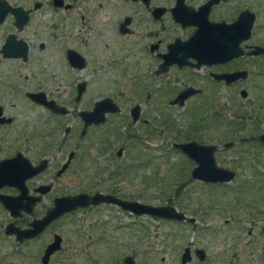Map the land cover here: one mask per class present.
<instances>
[{
	"label": "flooded vegetation",
	"instance_id": "af4514ba",
	"mask_svg": "<svg viewBox=\"0 0 264 264\" xmlns=\"http://www.w3.org/2000/svg\"><path fill=\"white\" fill-rule=\"evenodd\" d=\"M5 1L6 5H0V264H57V257L60 255L66 256V259L59 260V264H152L149 260L139 259L133 245L125 246L114 242L115 229L109 230L103 225L104 231H101L100 236L93 242L98 248H107L102 253H96L98 257L85 258L91 253L73 244L65 246L67 238L60 235L56 227L64 218H74L79 213L94 214L105 209H117L120 213L134 218H152L149 215L138 216L118 205L103 203L66 213L51 222L43 231L40 230V221L53 215L52 211L56 208L58 199L74 198L83 194L92 197L102 193L126 202L150 205L142 200L123 196V192L114 186L105 190L95 183L94 187L91 185V188L80 190L78 179L71 176L85 168L88 154L84 153L88 149L87 139L91 131L105 130L106 126H110L111 131L108 129L104 136L112 134L117 139L124 138L125 143L118 150L111 148L110 152L105 153L103 160L113 163L116 157L119 160L123 158L130 142L137 140L135 146H144L147 136L151 134V128L147 129L151 125V120L148 119L150 117L145 114L143 103L138 102L143 100L144 92L148 89L151 92H147L144 102L153 104V100H161L162 94L163 102L171 106H179L173 105V102L182 92L188 89L200 91L185 101L184 105H190L194 99L205 95L203 88L206 89L207 86H221L226 90L239 88L241 96L243 92L248 96V91L242 87L250 76L249 60L264 58V54L249 55L253 51L250 47L264 48V39L254 42L258 38L257 21L260 13L250 10L246 0H114L110 5L116 13L115 67L126 65L123 69L127 70L123 73H134L130 81L133 89H136L135 92L137 91L135 102L124 118V109L116 94L101 97L105 92L101 86L98 89L100 99L89 100L92 79H74L75 74L90 67L91 62L84 52L90 43L81 41L82 43L75 45L66 36L59 34L58 26H50L49 19H36L37 13L44 11L47 6L58 14L54 22H85V16L78 18L76 15V11L82 6L80 0H63L61 6H57L54 0H50V3L40 0H29V3ZM211 1L217 3L209 8L207 5ZM7 5L13 9L21 8L23 11L16 14L7 10L4 15ZM99 7L102 8L103 3L99 4ZM245 11L253 13L256 20L250 40L240 45L243 55L228 60L229 53L225 46V53H222L218 63L210 61V64L205 63L197 67L199 34H203L204 45H209L211 37L215 34V37L218 34L221 40L226 41L227 27L235 23ZM262 31L264 32V26L261 25V34ZM118 58L120 59L117 60ZM81 65L83 67H79ZM120 69L122 68H119V71ZM172 72L186 76L187 80L178 76L176 78L181 88H174L171 96L164 92L165 90L161 92L158 89L153 94V81L165 78ZM200 72H204V78L199 75ZM237 72H247L248 76L233 84L214 78V75ZM121 77L123 75L118 76L119 80ZM112 83L115 85V82ZM105 101H108L104 112L106 121L87 126L83 114L93 112L98 103ZM114 107L118 108L117 112L113 111ZM136 107H139L137 121L134 120ZM137 125L146 129L145 140L138 134L121 132L122 129L130 132ZM198 129L200 125L195 123L193 130L198 132ZM143 149L145 151L146 148ZM149 163L144 161L139 167L146 168ZM119 164L121 163L115 164L117 168L120 167ZM116 166L111 165L109 168L114 169ZM115 174L112 173L110 178ZM110 178L106 182L110 181ZM178 211L186 216L184 220H162L193 230L195 234L210 229L197 226L198 219L206 214L202 216L195 211ZM81 223L76 224L74 232H77L76 228ZM102 223L103 221L98 219L90 223L89 228L97 229ZM231 223L227 220L225 225L231 226ZM57 235L62 237V248L46 260L47 250L55 243ZM214 240H218V237ZM125 247L130 251L125 257H121L120 252L125 250ZM80 250L83 252V258H77L78 254L74 253ZM187 251L190 258L184 259ZM199 251H204V258ZM242 262L237 258H210L207 248L190 245L183 248L180 258H162L157 264Z\"/></svg>",
	"mask_w": 264,
	"mask_h": 264
},
{
	"label": "rangeland",
	"instance_id": "374dc122",
	"mask_svg": "<svg viewBox=\"0 0 264 264\" xmlns=\"http://www.w3.org/2000/svg\"><path fill=\"white\" fill-rule=\"evenodd\" d=\"M9 1L29 3V0ZM40 1L50 3V0ZM113 2L114 0H80L82 6L76 11V15L78 18L85 16L86 20L77 24L68 21L54 22L58 14L47 6L44 11L37 13L36 19H49L48 24L58 26L59 34L66 36L75 45L82 43L81 41L90 43L84 49L91 62L90 67L75 74L74 79H92L89 100L100 99L98 89L101 86L105 91L101 97L116 94L123 106L125 118L127 110L135 102L137 91L135 92L130 81L134 73L124 74L127 69L123 68L126 65L115 67L116 13L110 5ZM246 2L250 10L260 13L257 21L258 38L254 42L261 41L264 39V32H260L261 25L264 26V0ZM101 3L102 8L99 7ZM119 68L122 69L119 71ZM248 70L249 79L242 87L248 91L246 98L241 96L239 88L226 90L221 86H207L206 89L203 88L205 95L194 99L188 106L179 107L163 102L162 94L161 100H153V104L144 102L147 92H151L148 89L144 92L143 100L138 102L143 103L142 108L147 117H150L148 119L151 120V125L147 128H151L150 136L146 139V129L142 124L133 127L130 132L125 129L121 131L142 136V139H146L144 146H135L137 140H133L121 160L116 157L115 162L108 163L103 160L105 153L110 152L111 148L118 150L125 140L122 137L117 139L112 134L104 136L108 129L111 131L110 126L101 131L93 130L87 139L88 149L84 153L88 154L85 168L71 176L78 179L80 190L91 188V185L94 187L95 183L105 190L114 186L123 192V196H130L150 205H172L183 212L195 211L202 216L206 214L198 219L197 226L210 228L208 231L195 234L193 230L157 217L134 218L117 209H105L94 214L79 213L74 218H64L57 223V231L67 238L65 246L73 244L93 254L85 258L98 257L96 253H102L107 246L98 248L93 241L104 231L103 227H106L109 230L115 229L114 242L125 246L133 245L139 259L149 260L152 264L160 263L162 258L178 259L183 248L190 245L207 248L210 258H237L243 261L242 264H264V144L260 140V136L264 134V58L250 59ZM120 75H123L121 80L118 78ZM199 75L202 78L205 76L204 72ZM177 76L186 78L172 72L165 78L153 81V94L158 89L161 92L165 90L171 96L174 88H181L180 82L176 81ZM91 105L92 101L89 106ZM238 120H243L242 126L230 125L236 124ZM195 123L200 125L198 132L193 130ZM192 141L217 146L218 165L235 171L237 177L234 181L223 185H208L192 179L191 172L196 164L174 148L176 143ZM232 142L235 143L234 146L226 149L225 144ZM143 148H146L145 151ZM144 161L150 162L149 165L146 168L139 167ZM117 163H121L119 168L115 165ZM111 165L116 167L109 168ZM114 172L116 174L110 178ZM109 178L111 180L106 182ZM83 219L84 222L81 223ZM98 219L103 223L97 229H90V223ZM227 220L232 222L231 226L225 225ZM78 223L81 225L74 232ZM216 232L220 233L214 234ZM215 237L218 240L215 241ZM82 250L74 251L78 254L77 258H83ZM129 251L125 247L120 256L125 257ZM65 257L58 256L57 264Z\"/></svg>",
	"mask_w": 264,
	"mask_h": 264
},
{
	"label": "water",
	"instance_id": "95a60500",
	"mask_svg": "<svg viewBox=\"0 0 264 264\" xmlns=\"http://www.w3.org/2000/svg\"><path fill=\"white\" fill-rule=\"evenodd\" d=\"M57 6H61L63 4V0H54ZM216 1H211L207 5L209 8L216 4ZM6 5L7 2L5 0H0V5ZM179 5V4H178ZM8 6V5H7ZM8 11H13L14 13H20L23 11L21 8H11L7 7L4 15H6ZM3 15V17H4ZM255 15L250 11L243 12L238 20L232 25L227 27L228 37L227 40H221L217 36L213 35L211 40L209 41V45H204L203 34H199L197 40V67H201L205 63H218L221 59L222 53H225V46L228 49L227 59L232 60L243 55V50H241L240 45L246 40H250L252 36V30L255 25ZM229 28V29H228ZM217 33V31H216ZM205 47H208L207 49ZM253 49L249 53L250 56H259L264 54V48L262 47H250ZM206 49V51H205ZM208 50V52H207ZM230 50H232L233 54L230 55ZM224 56V55H223ZM225 57V56H224ZM172 63V62H170ZM83 67V65L79 66ZM248 76L247 72H237L233 74H223V75H214V78L218 81H225L227 84H233L239 79H245ZM200 93V91H193L192 89H188L182 92L177 99L173 102V105H179L180 107L184 106L185 101L193 95ZM242 96L244 98L247 97V93L243 92ZM101 102L98 103L93 112L88 114H83V117L86 121V125L90 126L92 124H101L105 122V107L106 103ZM113 111L117 112L118 108L114 107ZM139 111V107L134 109V113L136 117L135 121L139 119L137 116V112ZM261 142L264 144V135L261 136ZM235 143H227L225 145L226 149H229L234 146ZM174 148L181 151L184 155H186L191 161H193L196 166L193 168L191 172L192 179L201 181L206 184H229L234 181L237 177L235 171L222 168L218 165L216 159V153L218 151L217 146H208L202 145L198 142H190V143H176L174 144ZM122 150H120L121 155ZM103 203H111L120 206L124 210H129L135 213L138 216L149 215L152 217H158L164 220H178L182 221L186 218V216L179 212L178 209L174 206H153V205H145L139 202H126L120 200L111 195H104L102 193H98L94 196H89L86 194L76 196L74 198H62L57 200L56 208L52 211L53 215L49 218L43 219L40 221V230L43 231L51 222L60 219L64 214L74 211L78 208H86L90 205H100ZM37 226H39L37 224ZM62 248V237L57 235L55 243H53L47 250L45 259L48 260L50 255L53 253L60 251ZM202 254V258H204V251H199ZM190 258L189 252L187 251L184 255V259Z\"/></svg>",
	"mask_w": 264,
	"mask_h": 264
},
{
	"label": "trees",
	"instance_id": "16d2710c",
	"mask_svg": "<svg viewBox=\"0 0 264 264\" xmlns=\"http://www.w3.org/2000/svg\"><path fill=\"white\" fill-rule=\"evenodd\" d=\"M230 125H237V126H242L243 125V120H238L236 121V124L230 123Z\"/></svg>",
	"mask_w": 264,
	"mask_h": 264
}]
</instances>
